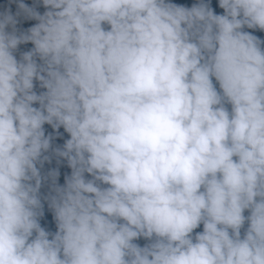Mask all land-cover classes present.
Segmentation results:
<instances>
[{"label": "clouds", "instance_id": "clouds-1", "mask_svg": "<svg viewBox=\"0 0 264 264\" xmlns=\"http://www.w3.org/2000/svg\"><path fill=\"white\" fill-rule=\"evenodd\" d=\"M0 264H264V0H0Z\"/></svg>", "mask_w": 264, "mask_h": 264}, {"label": "trees", "instance_id": "trees-1", "mask_svg": "<svg viewBox=\"0 0 264 264\" xmlns=\"http://www.w3.org/2000/svg\"><path fill=\"white\" fill-rule=\"evenodd\" d=\"M26 2H27V0H26Z\"/></svg>", "mask_w": 264, "mask_h": 264}]
</instances>
